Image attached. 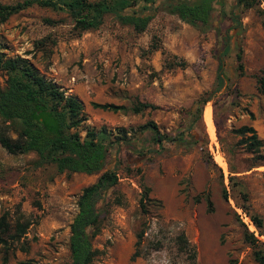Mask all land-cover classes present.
Here are the masks:
<instances>
[{
  "label": "rangeland",
  "instance_id": "1",
  "mask_svg": "<svg viewBox=\"0 0 264 264\" xmlns=\"http://www.w3.org/2000/svg\"><path fill=\"white\" fill-rule=\"evenodd\" d=\"M213 5L214 27L208 30L186 23L161 4L142 32L108 14L98 28L77 35L66 13L36 5L0 23V45L8 57L29 59L66 95L83 102L86 120L77 128L81 136L102 127L113 134L104 169H114L119 182L103 191L110 205L93 240L101 251L93 264H182L173 242L180 232L195 246L198 264H260L244 239V229L263 242L264 235L241 206L264 217V160L239 144L234 129L252 125L264 140V94L257 90L264 69V0L250 8L238 7L236 0H214ZM231 11L237 13L233 23ZM45 18L62 21L49 25ZM224 34L230 36L225 82L190 129L188 110L215 87ZM45 37L55 42L42 51L35 41ZM238 48L243 74L237 70ZM134 97L158 108L123 113L91 104L128 105ZM209 107L215 134L206 118ZM148 121L160 132L182 134L183 139L156 143L153 130L141 129ZM117 129H124L127 138L118 140ZM36 159L34 152L11 154L0 145V216L6 212L12 219L21 215L30 221L22 238L26 250L16 249L6 263L0 253V264H71L70 223L77 200L101 172L57 173L36 166ZM230 169L236 171L232 185ZM145 190L148 198L142 205ZM138 233H143V256L132 259Z\"/></svg>",
  "mask_w": 264,
  "mask_h": 264
},
{
  "label": "trees",
  "instance_id": "2",
  "mask_svg": "<svg viewBox=\"0 0 264 264\" xmlns=\"http://www.w3.org/2000/svg\"><path fill=\"white\" fill-rule=\"evenodd\" d=\"M214 0H17L12 3H3L0 0V23L10 16L28 7L39 6L54 12H64L72 20V30L80 35L82 32L98 28L106 15H113L122 25L131 26L136 32L146 29L158 10L159 4L168 8L169 12L176 13L186 23L197 26L202 30L214 27L212 23V10ZM257 0H236L238 7L250 8ZM158 2V3H157ZM236 11L229 12L230 21L236 22ZM49 25L61 23L62 19L45 18ZM48 37L35 41V47L46 51ZM223 47L217 56L215 87L213 90L203 92L188 110L190 116L188 128L193 129L201 119L202 109L211 95L220 90L225 82L224 57L229 50L228 34L223 35ZM50 52V50H49ZM237 70L243 74L242 49L238 48L235 54ZM0 145L11 154L34 152L37 155L35 164L38 167H51L57 173L81 172L86 174L99 173L96 181L84 187L77 200V213L70 223L69 250L71 264H93L100 250L93 245L94 238L101 229L104 217L107 214L110 200H104L103 191L115 188L119 177L114 169H104L109 147L110 136L113 135L105 127L99 130L87 129L81 136L77 129L86 120L83 102L74 95H66L54 81L45 75L22 56L8 57L0 45ZM257 90L264 94V69L262 75L257 77ZM95 108L113 112L141 113L144 110L156 109L158 105L141 101L137 97L129 99V104H116L112 102H91ZM142 130H153V141L158 144L183 139L181 135H171L160 132L157 125L148 121L141 127ZM240 135L239 144L247 152L261 159L264 140L257 135L256 129L251 125H242L234 129ZM180 134V133H179ZM114 135L118 140L127 138L124 129H117ZM178 138V139H177ZM207 142L206 140H204ZM258 164H263L257 161ZM104 169V170H103ZM233 169L229 172V183L235 178ZM147 189V188H145ZM147 190L142 194L141 203L148 198ZM226 197V188L223 190ZM242 194L245 192L242 190ZM118 199V198H116ZM101 202L100 205L98 203ZM206 202L211 210L212 202L209 194ZM242 212L249 217L259 235H264V217L249 214L241 206ZM30 221L21 215L15 219L8 217V213L0 216V253L4 263L8 261L9 254L16 249L26 250L24 237ZM143 233H138L135 250L131 258L143 256L139 243ZM244 239L253 248V255L257 262L264 264V242L258 239L253 231L244 229ZM176 257H181L182 264H198L197 252L184 232L178 233L174 240ZM18 264H31L30 261H19Z\"/></svg>",
  "mask_w": 264,
  "mask_h": 264
},
{
  "label": "bare ground",
  "instance_id": "3",
  "mask_svg": "<svg viewBox=\"0 0 264 264\" xmlns=\"http://www.w3.org/2000/svg\"><path fill=\"white\" fill-rule=\"evenodd\" d=\"M206 118H207L211 133L215 134V124H214V121H213L212 110H211L210 107L207 110Z\"/></svg>",
  "mask_w": 264,
  "mask_h": 264
},
{
  "label": "crops",
  "instance_id": "4",
  "mask_svg": "<svg viewBox=\"0 0 264 264\" xmlns=\"http://www.w3.org/2000/svg\"><path fill=\"white\" fill-rule=\"evenodd\" d=\"M252 126V125H251ZM254 127V126H253Z\"/></svg>",
  "mask_w": 264,
  "mask_h": 264
}]
</instances>
